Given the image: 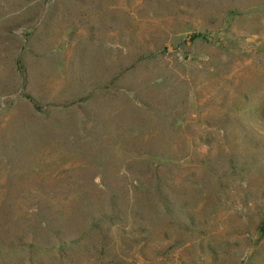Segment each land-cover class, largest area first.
<instances>
[{
	"label": "rangeland",
	"instance_id": "rangeland-1",
	"mask_svg": "<svg viewBox=\"0 0 264 264\" xmlns=\"http://www.w3.org/2000/svg\"><path fill=\"white\" fill-rule=\"evenodd\" d=\"M0 264H264V0H0Z\"/></svg>",
	"mask_w": 264,
	"mask_h": 264
}]
</instances>
